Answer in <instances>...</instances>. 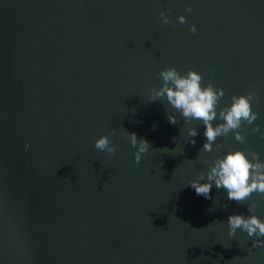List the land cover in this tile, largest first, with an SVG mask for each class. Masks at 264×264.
I'll list each match as a JSON object with an SVG mask.
<instances>
[{
  "label": "water",
  "instance_id": "water-1",
  "mask_svg": "<svg viewBox=\"0 0 264 264\" xmlns=\"http://www.w3.org/2000/svg\"><path fill=\"white\" fill-rule=\"evenodd\" d=\"M166 67L223 87L221 106L256 91L264 130V0H0V264H264L228 235L246 202L187 184L199 159L264 155V138L245 124V143L198 157L203 126L186 142L183 118L147 100ZM124 130L150 143L140 164ZM107 134L113 157L94 146Z\"/></svg>",
  "mask_w": 264,
  "mask_h": 264
},
{
  "label": "clouds",
  "instance_id": "clouds-1",
  "mask_svg": "<svg viewBox=\"0 0 264 264\" xmlns=\"http://www.w3.org/2000/svg\"><path fill=\"white\" fill-rule=\"evenodd\" d=\"M185 11L192 13V6L189 4ZM159 15L162 24L171 22L165 11ZM177 20L180 24H186L187 16L180 15ZM189 31L195 34L198 31L196 24L190 25ZM159 79L160 86L148 89L147 100L161 101L167 106L169 123L177 124L180 120L178 117L183 118L181 135L186 142L194 145V138L200 134L199 126H203L205 141L198 157L202 152L215 153V150L223 149L218 141L224 137L231 136L237 143H245L246 136L241 130L245 124L250 126L253 133H259L264 138L262 125L257 123L260 113L255 108V103L259 101L256 91L233 94L230 103L221 106V100L226 95L225 89L211 82L205 83L203 74L195 69L182 73L176 67H166L159 72ZM186 125L188 127L185 128ZM125 133L130 146L135 150V163L140 164L144 155L150 152V143L138 138L135 132ZM110 136L101 135L95 140L94 146L113 157L117 145ZM31 147V144H26L25 150ZM198 163L202 165L201 170L187 184L197 195L206 199L212 198L211 190L215 187L226 193L228 201L240 204L246 202L247 214L228 216V235L235 238L238 232H242L253 241V248H264V217L257 212L259 202L252 199L253 195L264 196V155L255 149L228 148L213 157L199 159Z\"/></svg>",
  "mask_w": 264,
  "mask_h": 264
}]
</instances>
